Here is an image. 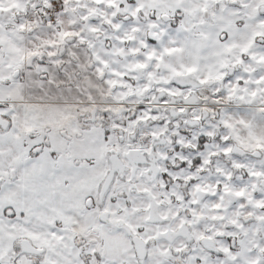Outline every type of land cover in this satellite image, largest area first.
<instances>
[{
    "label": "snow or ice",
    "instance_id": "snow-or-ice-1",
    "mask_svg": "<svg viewBox=\"0 0 264 264\" xmlns=\"http://www.w3.org/2000/svg\"><path fill=\"white\" fill-rule=\"evenodd\" d=\"M0 264H264V0H0Z\"/></svg>",
    "mask_w": 264,
    "mask_h": 264
}]
</instances>
